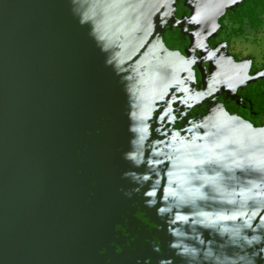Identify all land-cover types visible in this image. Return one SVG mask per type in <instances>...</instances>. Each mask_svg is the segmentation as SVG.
<instances>
[{
  "label": "water",
  "instance_id": "1",
  "mask_svg": "<svg viewBox=\"0 0 264 264\" xmlns=\"http://www.w3.org/2000/svg\"><path fill=\"white\" fill-rule=\"evenodd\" d=\"M177 1L0 0V264H264V0Z\"/></svg>",
  "mask_w": 264,
  "mask_h": 264
},
{
  "label": "flooded vegetation",
  "instance_id": "2",
  "mask_svg": "<svg viewBox=\"0 0 264 264\" xmlns=\"http://www.w3.org/2000/svg\"><path fill=\"white\" fill-rule=\"evenodd\" d=\"M198 0H178L176 3V16L177 19L179 21H181L183 14L186 10V15L189 18L191 15V11H192V7L193 5H195L197 3ZM264 15V11L258 15L257 17H249L248 15H243L242 16V21H241V32H243L244 30V24L247 23V25L250 28L252 27V23L255 21H258L261 16ZM228 19L231 22V27H230V31L234 34H236L237 32L234 31V21L233 19L229 16V14H226L225 17L223 19H220V24L222 25V29L219 32V35L216 37V42H226L224 40H220V36L222 34V32L224 31V29L226 28L224 21ZM178 33H180V25L177 28ZM237 35V34H236ZM187 43H190V38L187 37ZM228 44V42H227ZM163 50L164 52H169V53H173V52H178L180 53L182 56L187 57V53L185 51V48L182 44L181 39H179L172 31L167 30L165 33V41L162 44ZM228 51L229 53L233 54L232 52H230L229 50V44H228ZM235 55V54H233ZM236 56V55H235ZM251 59H253L251 56H248ZM237 59H244V58H239L238 56H236ZM247 58V57H245ZM253 61V60H252ZM254 65L252 64V68L251 71L254 72L259 68H253ZM261 69V68H260ZM197 74H198V80L199 82H201L202 80V75L199 69H197ZM236 110L239 111L244 118H246L252 125L254 126H260L262 124H264V113L254 116L251 114V112L247 109L241 108V107H236Z\"/></svg>",
  "mask_w": 264,
  "mask_h": 264
},
{
  "label": "rangeland",
  "instance_id": "3",
  "mask_svg": "<svg viewBox=\"0 0 264 264\" xmlns=\"http://www.w3.org/2000/svg\"><path fill=\"white\" fill-rule=\"evenodd\" d=\"M263 25L250 28L247 23L244 24L242 34L236 35L230 31L231 22L226 19L224 24L226 28L220 36L229 44V50L239 58L251 56L253 59V68L264 67V15L261 16ZM258 70V69H257Z\"/></svg>",
  "mask_w": 264,
  "mask_h": 264
},
{
  "label": "trees",
  "instance_id": "4",
  "mask_svg": "<svg viewBox=\"0 0 264 264\" xmlns=\"http://www.w3.org/2000/svg\"><path fill=\"white\" fill-rule=\"evenodd\" d=\"M263 25V21L262 19L260 18L258 21H255L252 23V27H259V26H262ZM237 35H240L242 34L241 30L239 32L236 33Z\"/></svg>",
  "mask_w": 264,
  "mask_h": 264
}]
</instances>
